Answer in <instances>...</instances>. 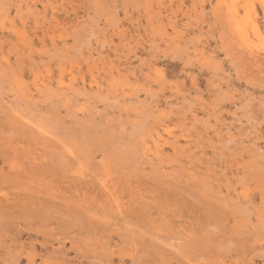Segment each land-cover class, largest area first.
<instances>
[{
    "label": "rangeland",
    "instance_id": "obj_1",
    "mask_svg": "<svg viewBox=\"0 0 264 264\" xmlns=\"http://www.w3.org/2000/svg\"><path fill=\"white\" fill-rule=\"evenodd\" d=\"M237 1L0 0V264H264V0Z\"/></svg>",
    "mask_w": 264,
    "mask_h": 264
},
{
    "label": "bare ground",
    "instance_id": "obj_2",
    "mask_svg": "<svg viewBox=\"0 0 264 264\" xmlns=\"http://www.w3.org/2000/svg\"><path fill=\"white\" fill-rule=\"evenodd\" d=\"M238 1H239V0H238ZM238 1H237V2H238ZM246 1H247V0H246ZM226 4H227V3H226ZM234 4H235V3H234ZM236 4H237V3H236ZM233 6H234V5H233ZM233 6L230 5V7H233ZM247 6H248V5H247ZM235 7H237V5H236ZM233 8H234V7H233ZM233 8H232V9H233ZM246 8H247V7H246ZM246 8H245V9H246ZM227 9H228V6H227ZM232 9H231V10H232ZM251 9H252V8H251ZM229 10H230V8H229ZM237 10H238V8H237ZM237 10H232V11H234V12H231V14H232V15L230 16L231 18H229V16H228L229 14L226 13V10H225V13L227 14L229 20L231 19V21L234 22L235 30H237L238 32H240L241 35H242V34L244 33V31H243V30H244V27H243V28L240 27V22H241L240 19H241V17H240L239 12H238ZM227 11H228V10H227ZM242 11H243V10H242ZM251 11H252V10H251ZM251 11H250V13H251ZM247 12H249V11L247 10ZM247 14H249V13H247ZM256 14H257V13H256ZM245 15H246V13H245ZM245 15H244V16H245ZM263 15H264V14H263ZM244 16H243V18H244ZM245 17H247V16H245ZM249 17H250V15H249ZM250 18H252V16H251ZM255 18H256V17H255ZM229 20H228V23H229ZM251 20H252V19H251ZM251 20H250V21H251ZM246 22H247V21H246ZM248 22H249V21H248ZM260 22H261V21H260ZM233 29H234V28H233ZM254 30L257 32V28H256V26H254ZM247 34H248V32H247ZM248 35H249V34H248ZM232 36H233V35H232ZM246 36H247V35H246ZM235 37H236V36H235ZM247 37H248V36H247ZM233 38H234V37H233ZM248 38H249V37H248ZM234 40H235V39H234ZM236 40H238L237 37H236ZM251 46H252V45H251ZM249 48H250V47H249ZM156 133H157L156 136H158V132H156ZM158 137H161V134H160ZM158 137H157V138H158ZM160 139H161V138H160ZM162 139H163V137H162ZM163 140H164V139H163ZM154 142H155V139H154ZM156 142H157V140H156ZM161 143H162V142H161ZM158 145H159V143L156 145V147L159 148ZM161 145H165V144H161ZM156 147H155V148H156ZM175 147H176V146H175ZM157 151H158V150H157ZM157 151H156L155 153H157ZM158 153H159V152H158ZM158 153H157V154H158ZM161 154H162V153H161ZM158 155H159V154H158ZM158 155H157V156H158ZM159 156H160V155H159ZM159 156H158V157H159ZM18 173H19V172H18ZM18 173H17V174H18ZM15 174H16V173H15ZM22 174H23L25 177H27V176L30 177V176L32 175V171L27 173L26 170H25L24 172H22ZM22 174H21V176H22ZM190 175H191V174H190ZM15 176H16V175H15ZM15 176H14V177H15ZM19 176H20V175H19ZM24 176H23V178H24ZM190 177H191V176H190ZM17 179H18V178H17ZM21 179H22V178H21ZM14 180H15V179H14ZM104 183H105V182H104ZM103 187H104V186H103ZM106 191H107V190H106ZM1 206H2V205H1ZM1 206H0V207H1ZM2 208H4V207H2ZM180 243H181V242H180ZM178 246H179V245H178Z\"/></svg>",
    "mask_w": 264,
    "mask_h": 264
}]
</instances>
